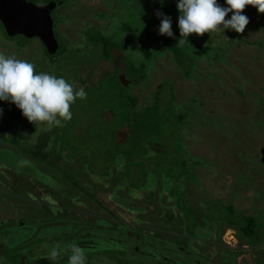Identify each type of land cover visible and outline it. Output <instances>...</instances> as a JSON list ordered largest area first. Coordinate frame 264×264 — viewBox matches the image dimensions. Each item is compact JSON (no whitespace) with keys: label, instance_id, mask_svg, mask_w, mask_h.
Here are the masks:
<instances>
[{"label":"rangeland","instance_id":"1","mask_svg":"<svg viewBox=\"0 0 264 264\" xmlns=\"http://www.w3.org/2000/svg\"><path fill=\"white\" fill-rule=\"evenodd\" d=\"M58 1L49 12L57 41L52 57H46L37 38L7 37L1 25L0 52L33 63L37 73L83 87L87 99L72 106L71 121L52 129L32 126L15 104L0 101V108L22 116L16 124L4 112L2 133H14L19 143L43 134L58 147L54 153L46 145L47 159L59 155L55 167L16 147L8 152L0 139V162L6 167L0 166V175L7 176L0 186V221L13 223L46 213L52 220L54 211L46 212L41 200L61 204L66 211L57 217L67 222L44 226L38 233L62 235L60 244L36 245L41 246L37 256L48 255L56 245L60 250L68 237L85 231L80 221L88 220L69 210L80 199L82 213H97L96 221L102 222L90 225V235H97L90 251L100 254L125 246L104 241L114 237L141 246L143 253H169L178 264H210L196 255L183 258L175 246L197 244L192 241L211 231L218 232L210 234L209 244L215 245L219 236L220 243L237 245L230 228H209L226 204L238 213L251 210L264 227V13L247 6L242 14L249 24L243 33L192 34L181 47L178 0ZM217 2L227 7L225 0ZM157 11L171 17L173 37L159 34ZM195 45L209 48L198 56ZM4 123L12 130L5 132L9 127ZM113 161L120 168L114 177L108 172L116 167ZM66 174L76 183L65 180ZM141 209L148 215L139 213ZM27 236L37 233L31 227ZM259 236L261 247L255 248L262 253L264 230ZM3 246L6 253L11 251ZM23 251L24 261H31L29 250ZM248 252L243 250L237 264H250ZM8 256L1 257L0 264L15 260ZM211 261L222 264L217 257Z\"/></svg>","mask_w":264,"mask_h":264},{"label":"clouds","instance_id":"2","mask_svg":"<svg viewBox=\"0 0 264 264\" xmlns=\"http://www.w3.org/2000/svg\"><path fill=\"white\" fill-rule=\"evenodd\" d=\"M225 3L227 7L221 6L217 0H178L180 39L177 46L188 43V37L192 34L211 36L224 34L225 30L243 33L249 24V18L242 14L247 6L264 13V0H225ZM229 13L232 15L226 19ZM156 15L161 18L159 34L173 37L171 17L160 11ZM35 68L27 60L0 52V101L15 104L35 126L43 124L48 129L63 127L72 119V106L77 100H86L87 92L63 77L37 73ZM2 113L3 109L0 108V116ZM65 251L70 252L68 264H88L83 247L73 243ZM61 255L59 245H56L50 259L59 261Z\"/></svg>","mask_w":264,"mask_h":264},{"label":"flooded vegetation","instance_id":"3","mask_svg":"<svg viewBox=\"0 0 264 264\" xmlns=\"http://www.w3.org/2000/svg\"><path fill=\"white\" fill-rule=\"evenodd\" d=\"M44 1L46 2L48 0H44ZM54 2H55V6L52 9L60 5V1L55 0ZM41 202L46 212L47 210L51 212L54 211L53 213L54 219L50 220L48 218L47 213L43 217H35L34 219H32L33 220L32 228L37 233V236L33 237L36 239V242H35V245L29 248V252H30L29 257L32 260L24 264H68V256L70 255V252L65 251V250L69 249L73 243L87 250L85 251V253L88 258V264H178L179 263L178 261H176L175 257L169 256V253H163L160 255H158V251H145L143 253L141 251V246H138V245H134L130 247L122 246L121 248H119V250H121L122 253H117L114 256H109V254L106 251H102L99 254L97 251L95 252L90 251L91 249L95 248L96 241H95L94 236L96 237L97 235H90V233L84 234L83 232L72 235L68 237L67 240H65V245L62 246L60 249V252L62 255L59 261L51 260L50 254L43 255V256H37V250L41 246H36V245L39 244L40 242L44 244L45 243L60 244L63 242L61 233H59L56 236H52L46 233V235H44L43 237H39L38 233L41 232V228L47 225H54L56 227L62 226L67 222L64 219L57 217L58 212L66 211V208H64L61 204H58L57 202H53V203L47 202L45 200H41ZM74 206L76 207H71L69 208V210L71 212H78L77 214L75 213L76 217L85 218L88 220L87 222L91 224H95V225L102 223V222H99L98 219L96 221V218L98 216L97 213H90V214L82 213L79 207H77V206H82V201L80 199L79 200L75 199ZM69 216H73V214H69ZM107 218L109 219V217ZM6 221L7 220H1L0 222H6ZM80 225H82L81 221H80ZM8 232H10L11 234L15 233L14 231L5 230L4 234L7 235ZM216 232L211 231V233H209V235H207L205 238H197L192 241V242H197V244H190L189 246L188 244L180 243L176 245L175 247L185 259L190 258L191 255H196L199 257V261L202 258L204 261H208L210 264H213L211 260L212 258H215V257H217L218 261L222 264H237V261H235V259L238 256L242 255L243 250L249 251L248 254L250 256V264H263L264 263V261L259 259V257L264 258V252L260 253L255 247L247 246L250 248L243 249L244 248L243 245L232 246L230 244H222L220 243L219 236H216V241L215 239L213 240V243L215 245L209 244L208 238L210 237V234L213 235ZM159 238L160 237L158 236V242H162V240L160 241ZM105 240L116 242V243L125 242L123 240L115 239L114 237H107ZM162 246L163 245H159L158 247L161 248ZM158 247L156 248L158 249ZM223 254L226 256L225 260H224ZM199 261L195 260V263H198Z\"/></svg>","mask_w":264,"mask_h":264},{"label":"trees","instance_id":"4","mask_svg":"<svg viewBox=\"0 0 264 264\" xmlns=\"http://www.w3.org/2000/svg\"><path fill=\"white\" fill-rule=\"evenodd\" d=\"M208 48H209L208 45L207 46L206 45H204V46L203 45H195L193 52L199 56V55L205 53L208 50ZM43 51H44V49H43ZM44 53H45V51H44ZM46 57L49 58V57H52V55L47 54ZM4 112L7 113L8 111L3 109V113ZM8 114H9V116L12 117L11 119H14V123H16V124H17L18 120L22 118V116L20 114H17V113H12L9 111ZM4 124L7 125V127H9V129H6L5 132H7L8 130H12L9 124H6V123H4ZM16 126L17 125H15L14 128H16ZM32 126H34V125L32 124ZM1 130H2V126L0 125V139L4 140L6 142L5 145L7 148H9V149H7L8 152H10L12 150L11 148L16 147L17 149H19L20 152L25 153L26 155L31 157V159H33V160H36L39 158L40 160H43V162L46 161V163H49L52 166L58 165L56 160L59 157V155L57 154L56 158H54V159H51V160L47 159L49 154L47 155L48 152L45 150V147L48 144L49 149H51L52 152L55 153L58 149V147L56 148V145H57L56 140H52L49 137L46 138V137H44L43 134L42 135L39 134V135H36L32 141L26 140V141L19 143L17 141L18 139L16 137H14V133L8 135L5 133H2ZM48 140H49V142H48ZM25 143L27 145H25ZM0 149L3 150L4 148H0ZM260 157H262V156H260ZM260 157H256V159L260 160ZM256 159H254V160H256ZM28 161H29L30 165L34 163L31 160H28ZM262 161H264V160H262ZM113 163H114L113 166H116V167L109 169L108 172L111 176L114 177L115 170H116V172H120V170H119L120 168H119V165L116 163V161L115 162L113 161ZM0 166L2 167V169L6 170L4 162H0ZM10 166H12L14 168V164H10ZM70 167L71 166L68 165V168H70ZM107 167L108 166H105L102 169V172H104L103 173L104 175L107 174ZM16 170H18V168H16ZM53 170L57 171L56 168H54ZM68 175L70 176V174H66L65 180L76 183V181L74 179H70V177ZM6 177L7 176L5 174L0 175V186L2 185V183L6 182L5 181ZM107 196H108V194H107ZM113 196L115 198V194ZM118 200H120V199H118ZM98 205H103V204L98 203ZM135 206H137V205H135ZM24 208H26L28 211L31 210V207L27 204ZM100 208H104V206L100 207ZM138 209H140V208L138 207ZM141 210H143V211H140L139 213H143L142 215L147 214V211L145 209H141ZM222 210H223V212H221V210H219V215H217L218 218L215 221H212V219L210 220L209 228L211 227V228L215 229V227L218 228L219 226L230 228L234 232V235H235V238L237 241L236 242L237 246H241L243 244H246L250 247H256V246L261 247L260 245L262 243V239L260 238L259 234H260L261 230H264V227L259 222H257L256 218L254 217V214L250 213L251 210L238 213V212H235L233 210L232 206H230L229 204L224 205ZM169 211H170V209H167V210H164L163 213H168ZM32 224H33V220L29 217H25V218L21 217V218H19L18 221L15 220L13 223H11L10 220H7L6 222H0V254H1L0 258L3 256V254H5V255L2 258H5V257L9 258L8 255L14 256L15 260H8V264H17V263L24 264V263L29 261L28 259L24 261L26 254L24 253L23 249L27 248L29 250V248L31 246L35 245L36 239L27 236V231L29 228L32 227ZM82 225H84L86 228L85 231H83V233L89 234L90 225H95V224H91L89 222H82ZM103 225H106V224L103 223ZM120 225L125 226V223L123 222V224H120ZM74 228H76V227H74ZM91 229H93V227H91ZM5 230L14 231L15 233L11 234L9 237H6V235L4 234ZM257 232H258V234H257ZM255 238H257V239H255ZM115 239H118V238H115ZM118 240H121V239H118ZM105 242H111V241L105 240ZM112 243H116V242H112ZM123 244L125 246H128L126 241ZM3 245H9L11 247V251L9 253H6V248H5L6 246H3ZM2 246H3L4 252H2V250H1ZM260 251H261V249H260ZM106 252L109 254V256H114L117 253H122V251L119 249H110V250L107 249Z\"/></svg>","mask_w":264,"mask_h":264},{"label":"water","instance_id":"5","mask_svg":"<svg viewBox=\"0 0 264 264\" xmlns=\"http://www.w3.org/2000/svg\"><path fill=\"white\" fill-rule=\"evenodd\" d=\"M54 6L52 0L37 4L27 0H0V25L7 37L37 38L45 52L52 55L57 49L49 16ZM119 77L123 82L122 75Z\"/></svg>","mask_w":264,"mask_h":264},{"label":"built area","instance_id":"6","mask_svg":"<svg viewBox=\"0 0 264 264\" xmlns=\"http://www.w3.org/2000/svg\"><path fill=\"white\" fill-rule=\"evenodd\" d=\"M230 237H232V236H230Z\"/></svg>","mask_w":264,"mask_h":264}]
</instances>
